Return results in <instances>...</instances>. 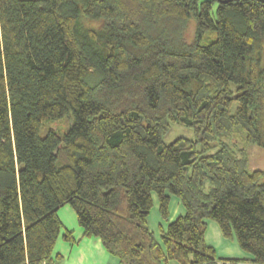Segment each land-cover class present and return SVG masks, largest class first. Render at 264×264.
<instances>
[{"label":"trees","instance_id":"trees-1","mask_svg":"<svg viewBox=\"0 0 264 264\" xmlns=\"http://www.w3.org/2000/svg\"><path fill=\"white\" fill-rule=\"evenodd\" d=\"M263 55L264 0H0V264H62L66 204L119 264L245 262L207 219L264 264Z\"/></svg>","mask_w":264,"mask_h":264},{"label":"rangeland","instance_id":"rangeland-1","mask_svg":"<svg viewBox=\"0 0 264 264\" xmlns=\"http://www.w3.org/2000/svg\"><path fill=\"white\" fill-rule=\"evenodd\" d=\"M194 33V24L190 22L188 24L187 29L185 30V37L192 39ZM263 65H264V55H263ZM70 123V119L67 118L62 122H54V124H50L52 127L60 128V130H65L66 126ZM60 132V131H59ZM184 136L188 138H194V131L192 128L181 125V124H172L170 131L163 137L165 143H170L177 137ZM242 147V144H238ZM245 152L248 157V165L250 169H261L264 172V148L249 145L246 147ZM262 180H264V175ZM170 195V203H169V216L168 218H163L159 208L158 197L155 193H153V206L148 215V225L153 231L156 239L161 243V232L167 228L169 222L176 219L178 216L185 213V208L179 199L178 196L174 194ZM58 216L62 222L61 233H64L66 230L73 231V236L78 238L81 232V227L77 222V217L70 207V205H64L58 210ZM207 228L205 231V241L208 245L214 247L216 251V259L219 263L223 262L224 259H244L245 262H240L239 264H253L250 262L253 258L252 254L243 250L236 238L235 235L232 237H225L222 234V231L218 225V223L212 219H207ZM94 240H99L96 237H93ZM99 242V241H98ZM162 244V243H161ZM68 246L67 242H64L61 238L58 239V245L56 249L60 251H64ZM97 256L91 257V260L85 259L81 260L79 256L77 259L81 264H95L92 260L96 259L98 264H101V255L99 252H96ZM65 261V260H64ZM63 261V262H64ZM79 263V264H80ZM174 262H172L173 264Z\"/></svg>","mask_w":264,"mask_h":264},{"label":"crops","instance_id":"crops-1","mask_svg":"<svg viewBox=\"0 0 264 264\" xmlns=\"http://www.w3.org/2000/svg\"><path fill=\"white\" fill-rule=\"evenodd\" d=\"M62 234L63 233L60 234L58 239L61 238L64 242H67L68 246L64 251L56 249V246L58 245L57 239L54 249V255L58 253L61 254L62 264H79L80 262L75 259L77 256H79L81 260H91V257L97 256L96 252H99V255L102 257L101 264H119L118 259L114 256H111L106 251L99 238H97L99 240H94L93 237H83L82 229L78 238L73 236L75 240H77L76 242L65 241L62 237ZM92 261L95 264H98L96 259H93Z\"/></svg>","mask_w":264,"mask_h":264},{"label":"built area","instance_id":"built-area-1","mask_svg":"<svg viewBox=\"0 0 264 264\" xmlns=\"http://www.w3.org/2000/svg\"><path fill=\"white\" fill-rule=\"evenodd\" d=\"M43 264H49V263H47V262H44Z\"/></svg>","mask_w":264,"mask_h":264}]
</instances>
